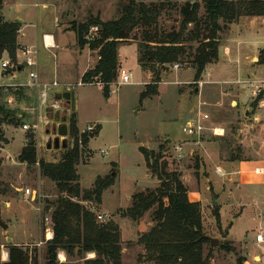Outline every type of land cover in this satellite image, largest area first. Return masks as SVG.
I'll use <instances>...</instances> for the list:
<instances>
[{"label":"rangeland","instance_id":"rangeland-1","mask_svg":"<svg viewBox=\"0 0 264 264\" xmlns=\"http://www.w3.org/2000/svg\"><path fill=\"white\" fill-rule=\"evenodd\" d=\"M2 1L3 17H7L4 13L11 15L13 21L20 23L21 29L22 25L27 23L23 20L21 0ZM39 1L49 3V0ZM50 1L56 4L58 25L65 27V30L71 29L74 23L85 22L90 16L105 21L117 18L120 15V4L130 2V0ZM142 1L146 4L163 3L158 28L165 32L179 30L183 19L180 9L188 1H198L199 15L205 14L201 0ZM26 2L33 3L30 7L34 10L42 8L34 6L37 2ZM8 5L14 8L13 11L9 10ZM51 12L47 16L44 14L43 20L35 18L34 22L41 27L50 25L54 20V14ZM16 16L20 19H16ZM251 17L253 16L243 15L224 27L219 34L222 49L233 41L237 42L235 37L242 35L241 32L247 27L243 22ZM221 23L224 24L223 20ZM193 26L190 24L189 28ZM233 26L235 31L232 30ZM96 31V26L92 25L87 37L90 38ZM135 32L138 34L136 38L124 41L118 46L119 59L122 60L121 68L129 70L132 77L123 83L119 73L117 81L111 84L109 97L105 96L100 84L82 82L81 73L93 57L88 54L87 46L83 49L82 55L79 50H75L74 33L62 38L68 48L64 55H60V48L57 51L58 55L55 54L58 46L49 51L54 59L71 68L67 74L71 79L64 80L61 75L58 77L60 86L55 97L61 102V108L43 109L36 90L30 92L26 87L0 85V107L19 119L18 123L3 124V136L0 135L1 241L6 244L8 251L10 244H16L29 252L33 262L36 258L38 264H45L47 241L52 238L47 239L46 236L50 227L46 218L51 215V202L57 199L58 190L56 183L41 173L39 163L29 165L22 162L19 160V153L31 140L37 148L39 159L58 162L65 149H47L46 145L58 135L63 115L67 116L68 147L73 145L70 129L71 116L74 113L80 138L82 130L87 126L95 125L97 129L100 128L96 135L90 137L86 146L80 140L82 158L77 170L82 188H92L98 176L112 175L115 178L114 183L104 190L101 204L94 199L83 202L96 216L108 212V220L116 223L121 221L127 235L135 234V224L130 220H121L120 212L131 203L130 197L133 193L153 185L154 177L149 174L150 170L146 166L145 156L140 147L145 146L158 152L163 145L167 151L164 159L169 162V169L177 170L181 174L193 199L198 200L202 197L206 200L202 208L204 233L220 239L215 247L210 243L205 244V255L210 253L209 264H240V260L242 264H264V242L257 241L258 233L262 232L264 235V189L248 190L249 185H246L248 181L264 179L252 173L256 165L264 166V97L256 100L260 93L264 94V64L258 62L260 51L263 49L254 52L255 58L250 57L247 64L240 65L234 61L230 65L222 64L218 67L215 76L223 77L229 74L231 77L230 81H224L218 84V87L207 85L208 77H212L210 76L212 65L218 60L209 64L202 79L196 82L195 67L185 58L178 68L169 65L163 70L159 92L141 101L140 94L146 88L145 83H150L153 79H149V74L138 62V44L142 39V30ZM70 40L73 47L68 46ZM224 51L227 55L230 53L226 47ZM7 56L9 57L8 53ZM21 56L17 50L14 61H19ZM11 71H15V68L11 67ZM29 72L30 68L26 67L22 75L28 76ZM10 77L9 75L2 78L0 82L10 83L12 82ZM28 85L31 86L30 81ZM72 89L76 90L77 95L74 111L71 110L70 103L62 97L63 92ZM240 90H245L247 95L241 97ZM199 92L202 98L197 96ZM199 99L205 102L202 109L210 114V120L206 125L224 129L221 135H215L211 130L205 131L202 135L203 146L194 143L193 137L183 131L185 122L197 113ZM57 115L60 116L59 120L56 119ZM24 125H28V129H24ZM167 138L171 139L170 145L165 140ZM177 143H186L183 157L176 155L173 145ZM232 156L244 158L240 165L244 177L241 181L236 175L235 164L238 160H232ZM255 158L262 159V162H253ZM217 165L224 167L228 174L218 175L215 172ZM183 174H186L184 179ZM26 189L35 192V197L27 195ZM214 198L217 204H213ZM7 202H11L14 209L9 215L3 210L7 207ZM216 210L221 215L220 221H217ZM144 218L150 220V214L144 215ZM3 223L7 226L4 227ZM126 226L133 229L129 230ZM143 226L145 224L141 222L140 229H143ZM222 232H227L228 236L223 238ZM78 249L76 248V251ZM141 250L143 249L134 248L128 249L125 254L122 253L120 264H154V261L143 258ZM59 254H61L59 262L69 264H84L85 258L89 256V253L71 254L63 249L59 250ZM5 261L7 260L1 258L0 248V263Z\"/></svg>","mask_w":264,"mask_h":264},{"label":"trees","instance_id":"trees-1","mask_svg":"<svg viewBox=\"0 0 264 264\" xmlns=\"http://www.w3.org/2000/svg\"><path fill=\"white\" fill-rule=\"evenodd\" d=\"M205 14L199 15L198 1H188L181 7L183 19L179 30L170 32L158 28V19L164 7L163 3L146 4L142 0H130L120 4L117 18L102 20L90 16L85 22L74 23L78 46H88L97 50L99 59L96 65L85 72L83 83L96 82L103 87L109 97L111 84L117 81L121 62L118 54L120 43L132 40L142 30V39L138 44V62L143 70L152 73V81L141 92V101L157 94L161 72L169 65L180 64L185 58L195 67L194 81L202 79L209 64L219 58L220 32L230 23L243 15L264 16V0H201ZM0 0V62L8 53L14 61L19 49L18 34L20 23L5 20L1 13ZM223 20L224 24L221 23ZM193 24L192 28L189 25ZM97 31L88 38L91 26ZM197 43L196 45L193 43ZM259 63L264 64V49L260 51ZM260 93L256 100L263 99ZM76 116H71L70 134L73 145L67 147L58 162L38 158L35 144L31 141L23 147L19 160L29 165L39 163L41 173L54 181L58 190L57 199L51 202L50 220L53 237L47 241L45 264H69L59 262V250L67 253L95 252L94 258H85L84 264H120L122 261V234L118 223L98 220L95 212L83 202L96 200L102 203L104 190L115 181L114 176H98L90 189L82 188L77 166L82 158L80 140L86 146L91 133L83 132L80 138ZM19 119L0 107V135L3 136V124L18 123ZM99 129L94 132L95 135ZM145 156L146 166L153 177L159 180L155 187H147L132 195L131 205L120 214L132 221H139L150 214L154 224L140 234L137 242L143 245L145 257L154 264H209L210 253L205 255V244L209 239L202 237L203 214L200 202L191 201L188 187L177 170L169 169V162L164 159L165 147L159 151L140 147ZM232 160L242 157L232 156ZM217 221L221 215L215 211ZM205 234V233H204ZM76 248H79L76 251ZM242 264V260L239 262ZM0 264H38L27 250L16 245H9V259Z\"/></svg>","mask_w":264,"mask_h":264},{"label":"crops","instance_id":"crops-1","mask_svg":"<svg viewBox=\"0 0 264 264\" xmlns=\"http://www.w3.org/2000/svg\"><path fill=\"white\" fill-rule=\"evenodd\" d=\"M26 1H34L36 3V5H34L35 7H42L41 9H32L30 6L33 3H27ZM24 2V3H23ZM8 3V2H7ZM34 3V4H35ZM20 4H22L23 8H21V10L23 11V20L25 22H27L26 24L22 25L19 34H18V44H19V52L21 54V50L23 48V46H36L37 50H38V65H37V70L38 73L40 75V78L44 79V80H52L54 78L60 77V75L63 77L62 79L67 80V79H71V77H69L67 74L68 72H70L71 68L67 67L66 64L64 63H60L57 59H54V57H52V54L49 52L48 49H46V47L44 46V35L45 34H52L53 38H54V42L57 44V50L55 52V54L58 55V49L60 48V55H64V53H66V51H68V48L65 46L66 44L62 41L63 36L67 35L69 37L70 33H74L76 36V32L71 28V29H67L65 30V27H61L60 25H58V9L57 6L54 2H51L49 0V3H42L39 0H21ZM25 7H24V5ZM26 4H29V6H27ZM7 6V4H6ZM9 10L13 11V7L11 5H8ZM20 8V7H19ZM4 10V9H3ZM52 11L51 13L54 14V20L50 23V25L47 26H43L41 27L38 23L36 24L34 22L35 18H38L40 20H43L44 14L45 16H47V14ZM7 17L5 18V20H9V21H13V17L11 15H8L6 13H4V16ZM17 17V16H16ZM16 19H20L19 17H17ZM244 26L246 27V30H244L242 33V35H237L238 37L235 39L237 40V42H231L230 45L225 47L227 48L228 51H230V53L227 55V52L224 51V48L222 49V46L220 44V48H219V58L218 61L216 63H214L215 65H212L213 67L211 68V74L212 77H208V83L207 85L210 86L209 84L214 85V87H218V84H221L222 82H226V81H230V75L229 74H225L222 76H215V71H217V68L220 67L222 64H226V65H230L231 62H238L241 64H247L248 60L250 59V57L252 59H254L255 57L253 56L258 50L264 49V17L262 16H253L251 18H248L247 20H245ZM232 30L235 31V26L232 27ZM70 39V38H69ZM71 40L68 42V46H72L71 44ZM71 44V45H69ZM73 47V46H72ZM74 47L76 51H80V55H82L83 53V49L85 48H80L78 46V40H77V36H76V40L74 43ZM88 47V46H87ZM54 50V49H53ZM89 50V55H91L93 57V59H91L88 64L86 65V68L83 70V72L81 73V78L83 77L84 73L87 72L88 70L92 69L98 59H99V55H98V51L97 50H92L88 47ZM226 52V54H225ZM77 54V53H76ZM55 56V55H54ZM10 58L7 56V53L4 54L3 60H9ZM251 59V60H252ZM19 65L18 67L15 69V71H11V69L7 68V69H1L0 71V79L5 78L7 76H11L10 78L12 79V82L10 83H6L5 81L0 82V85H12V86H16V87H26L28 89V91H37L38 96H39V90L33 86H29L28 82L30 81L29 75H22V71L23 69H25L26 66L25 64H23V57L21 56L19 58ZM120 62L122 63V60L120 59ZM1 66V64H0ZM122 67V65H121ZM30 68V70H32L34 67H28ZM2 71H5V74H2ZM149 74V79L152 78V73L150 71H146ZM215 76V78H214ZM148 83V82H147ZM145 83V84H147ZM216 84V85H215ZM222 86V85H221ZM212 87V86H211ZM19 89V88H17ZM200 89V88H199ZM202 89V88H201ZM201 91V90H200ZM247 95V92L245 90H240V96L244 97ZM253 94H251L252 97ZM199 96V98H202V94L201 92H199V94L197 95ZM77 97V95H76ZM11 99V98H10ZM200 101V99H199ZM10 125V124H9ZM95 135V133H94ZM13 140V137H12ZM168 142V145H170V140L169 138L165 139ZM30 142V141H28ZM194 142V140H193ZM195 143V142H194ZM204 141L200 144L201 146H203ZM12 144V143H11ZM179 144V143H177ZM177 144H174L173 147ZM184 147L186 145V143H183ZM25 147V146H24ZM22 151V150H21ZM18 152V151H17ZM21 153V152H20ZM19 153V154H20ZM165 153H167L166 149H165ZM164 153V154H165ZM194 150L192 151V154H194ZM177 155V154H176ZM253 162H262V159H257L255 158L253 160ZM242 164L241 160H238L237 163L235 164L236 166V175H237V179L239 181H241L244 177H243V171L240 169V165ZM219 166V165H217ZM216 166V167H217ZM222 167V166H220ZM224 170H226L224 167H222ZM216 172V170H215ZM227 174L228 171L226 170ZM253 175L257 176V177H263L264 178V166L262 165H256L255 168L252 170ZM150 175L151 172H149ZM186 174H183V179L184 176ZM185 183V181H183ZM152 184H159V180L154 177ZM149 186V187H153ZM155 185V186H156ZM246 185H249V188H246L248 190H255V191H259V189H264V179H262L261 181H248L246 183ZM187 186V185H186ZM188 187V186H187ZM209 189L210 187L207 186ZM147 188V187H146ZM145 189V188H144ZM142 189V190H144ZM26 193V190H25ZM27 195L31 196V198L35 197V192L33 193L31 191V193H26ZM134 194V193H133ZM188 194H189V198L191 201H196V202H200L202 205V208L204 207V204L206 203V200L202 199V197H200L198 200L193 199L192 194L188 188ZM132 198V195L130 197V199ZM131 203H129L127 205L130 206ZM7 207H4L3 210L5 212L8 213V215L10 213L14 212V209L12 207V203L11 202H7L6 203ZM126 207V208H127ZM7 208V209H6ZM105 212V211H104ZM108 213V212H106ZM121 220H130L131 219L127 218V217H122ZM121 221H119V226L121 229V234H122V253L125 254L126 251L128 249H143L141 250L142 253L144 254L143 258L146 259L145 257V249L143 248V245L139 244L137 242L140 234H142L143 232L148 231L151 226L154 224V222L152 221V219L150 218V220H146V218H144V216L139 220V221H132L135 226V234L134 235H127V231L123 229L121 223ZM143 222V224H145V226H143V229H140V223ZM126 228H129V230H132L133 227L131 226H126ZM14 239V237H13ZM127 246V247H126ZM61 254H59L58 256L60 257ZM64 255V254H63ZM96 256L95 252H89V256L88 258H92ZM147 260V259H146Z\"/></svg>","mask_w":264,"mask_h":264},{"label":"built area","instance_id":"built-area-1","mask_svg":"<svg viewBox=\"0 0 264 264\" xmlns=\"http://www.w3.org/2000/svg\"><path fill=\"white\" fill-rule=\"evenodd\" d=\"M97 29V27H96ZM44 46L46 49L49 51H53L54 48L57 47V44L54 42V38L52 34H45L44 37ZM21 54L23 56V64H25L28 67H34L32 70L29 72V78H30V85L37 88L39 90V102L41 106H43V109H48V108H53V109H59L61 108V102L56 99L55 95L57 92V89L60 86V82L58 81L57 78H54L52 80H44L40 78V75L37 70V65H38V50L36 46H25L21 50ZM0 71L1 69H11V67H14L15 69L18 67L19 62L17 61L16 63H11V60H3L0 62ZM180 64H175L174 67L178 68ZM120 76L122 79V82H128L131 77L132 73L127 70L126 68H121L120 69ZM199 108L197 113L195 114L194 117L188 119L185 124L183 125V131L187 133L188 135H191L193 137V140L196 144H201L203 142L202 140V135L205 133L207 130H211L213 134H223L224 129L221 127L217 126H207L206 122L210 120V114L202 109V106L205 105V102H202L201 100L199 101L198 104ZM24 129H28V125L23 126ZM96 126L95 125H89L85 129H83V132L87 133H94L96 131ZM176 153L178 157H183V153L185 150L184 144L179 143L175 145ZM216 173L221 176H226L227 172L224 170L222 167L217 166L216 167ZM26 193H31L30 189H26ZM108 214H98L97 218L100 221H107ZM47 224L50 225V227L47 229V239L53 237V229L51 227V220L50 217L46 218ZM51 233V235H49ZM257 241L258 242H264V235L262 232L257 234ZM0 248H1V258L3 260H8L9 259V251L6 249V244L1 241L0 239Z\"/></svg>","mask_w":264,"mask_h":264},{"label":"water","instance_id":"water-1","mask_svg":"<svg viewBox=\"0 0 264 264\" xmlns=\"http://www.w3.org/2000/svg\"><path fill=\"white\" fill-rule=\"evenodd\" d=\"M2 74H5V71H2ZM62 97L70 103L71 110L74 111L76 109V90L72 89L70 91H65L62 93ZM59 118H60V116L57 115L56 119L59 120ZM60 120H61L62 124L58 128V131H57L58 135H56V137L53 140H49L47 142V145H46L47 149H53V148L54 149H59V148L66 149L68 147V139L66 137L68 135V126L66 124L67 116L63 115ZM90 136L93 137L94 133H91ZM61 137H64V138H61ZM113 175H114V173H113ZM213 204H217V201L215 198H214ZM3 226L6 227L7 224L3 223ZM221 236L223 238H225L228 236V233L222 232ZM202 237L208 238L210 241V244L214 247L217 246L220 242V239L218 237H211V236L204 234V233L202 234ZM10 239L11 238H9V240Z\"/></svg>","mask_w":264,"mask_h":264},{"label":"bare ground","instance_id":"bare-ground-1","mask_svg":"<svg viewBox=\"0 0 264 264\" xmlns=\"http://www.w3.org/2000/svg\"><path fill=\"white\" fill-rule=\"evenodd\" d=\"M49 235H51V233H49Z\"/></svg>","mask_w":264,"mask_h":264}]
</instances>
